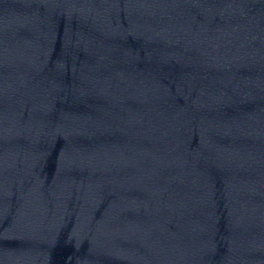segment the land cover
<instances>
[{"label": "water", "instance_id": "obj_1", "mask_svg": "<svg viewBox=\"0 0 264 264\" xmlns=\"http://www.w3.org/2000/svg\"><path fill=\"white\" fill-rule=\"evenodd\" d=\"M0 264H264V0H0Z\"/></svg>", "mask_w": 264, "mask_h": 264}]
</instances>
